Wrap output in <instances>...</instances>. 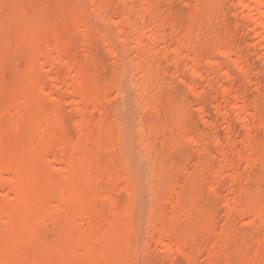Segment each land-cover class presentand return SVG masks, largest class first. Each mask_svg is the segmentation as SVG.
<instances>
[{
  "label": "rangeland",
  "instance_id": "obj_1",
  "mask_svg": "<svg viewBox=\"0 0 264 264\" xmlns=\"http://www.w3.org/2000/svg\"><path fill=\"white\" fill-rule=\"evenodd\" d=\"M241 1L0 0V173L56 210L21 236L0 190V264H264V32Z\"/></svg>",
  "mask_w": 264,
  "mask_h": 264
},
{
  "label": "bare ground",
  "instance_id": "obj_2",
  "mask_svg": "<svg viewBox=\"0 0 264 264\" xmlns=\"http://www.w3.org/2000/svg\"><path fill=\"white\" fill-rule=\"evenodd\" d=\"M264 0H242L240 2V5L242 7V10H245L249 13V20L253 23V25H255V27L259 30V34L260 33H263L264 32ZM254 12V13H252ZM19 16V15H18ZM22 24V23H21ZM21 31V30H20ZM139 32V31H138ZM28 37V36H27ZM50 64H51V61H50ZM123 107V106H122ZM123 117V120L126 121L127 120V117H126V114L122 115ZM126 129V128H125ZM124 135V134H123ZM48 147V146H47ZM47 147L41 145V144H37V145H32L31 147V150L33 151V153L35 154L37 152V154H41V156H38V157H43L45 155H47L49 152L50 149H46ZM129 149V148H128ZM48 152V153H47ZM130 152V151H129ZM52 155V154H51ZM130 155V154H129ZM128 155V156H129ZM37 156V155H36ZM35 156V157H36ZM51 157V156H50ZM37 158V157H36ZM46 158V156L44 157V159ZM49 158V157H48ZM47 158V159H48ZM42 159V158H41ZM133 159V158H132ZM36 161L39 160L38 159H35ZM70 161V160H69ZM63 162V159L62 157L60 156L59 158V164ZM65 162V161H64ZM57 163V162H56ZM66 164V163H64ZM71 165V162L70 164L68 165L70 167ZM74 165V163H73ZM72 165V166H73ZM135 165V164H134ZM44 166V165H43ZM52 166V165H51ZM56 166V165H55ZM61 166V165H60ZM68 167V168H69ZM44 168V167H43ZM67 168V169H68ZM133 168L136 169V167L133 166ZM78 169V167L76 168ZM65 170V169H64ZM63 170V173H66V174H71L73 173V169H69V170ZM20 172V170H18ZM51 171H54L56 172V170H51ZM80 171V170H78ZM17 171L15 172H11V173H8L6 175H2L0 173V190L2 191H6L8 192L7 195L9 196V202H11V208L10 210L11 211H14V210H22V211H25L27 214H25L26 216L24 217H20V219L18 220L17 224H16V230L17 232L21 235V236H26L30 233H32L33 231H35L41 224H44L43 222H45V219L49 216H52L51 214L53 213H56L55 211V207L53 208H50V207H47L45 205H43L45 203V198H41L40 195H37L40 196V198H34L32 196L34 195H31L29 192L31 191H28L26 188L27 186V180H25L21 173H19ZM59 172V171H57ZM25 174V173H24ZM138 174V173H137ZM26 175V174H25ZM73 175V174H72ZM30 176V175H29ZM74 176V175H73ZM79 176H81L79 174ZM31 181H33V179H30ZM51 181V180H48V182ZM69 182V181H68ZM32 183V182H31ZM51 183V182H49ZM28 189H31V188H28ZM33 194V193H32ZM56 200V199H55ZM44 201V202H43ZM66 201V200H65ZM57 203V202H56ZM9 204V203H8ZM47 205V203H46ZM53 205V204H51ZM65 207V206H64ZM58 209V208H57ZM69 211V210H68ZM58 213V212H57ZM60 213V211H59ZM65 214V213H64ZM75 214V213H74ZM9 216V214H8ZM21 216V215H20ZM29 216V217H28ZM259 216V215H258ZM260 217V216H259ZM49 220V219H48ZM0 222H3L4 225H9V218H4L3 216H0ZM79 223V222H78ZM83 223V222H82ZM11 224V223H10ZM75 225V224H74ZM42 227V226H40ZM39 227V228H40ZM67 229V228H66ZM72 229V228H71ZM39 230V229H38ZM42 230V229H41ZM80 232V231H79ZM81 233V232H80ZM82 234V233H81ZM77 237V236H76ZM22 238V237H21ZM20 238V239H21ZM74 239V238H73ZM80 240V239H79ZM72 242H69L72 243L70 244L71 246L73 245L74 241L71 240ZM81 242V241H80ZM64 243H67V242H64ZM79 242L75 241L74 245L72 247H70L69 245V248L68 249H71V250H76V246H78ZM83 243V242H82ZM81 243V244H82ZM62 244V242H61ZM80 244V245H81ZM84 244V243H83ZM62 246V245H61ZM60 246V247H61ZM67 245H64L62 248L64 247H68ZM86 246V245H85ZM81 247V246H79ZM165 247V246H164ZM167 247V246H166ZM59 252H61V248H59ZM64 250V249H63ZM88 250V249H87ZM168 250V249H167ZM78 251V249H77ZM84 250L82 249V252ZM166 251V249L164 250ZM59 252L56 251V253L58 254ZM66 252V251H65ZM68 252V250H67ZM74 252V251H73ZM76 252V251H75ZM74 252V253H75ZM87 252V251H86ZM84 252V253H86ZM54 254H56L55 252H53ZM78 254H80L78 252ZM83 254V253H82ZM81 254V255H82ZM87 254V253H86ZM61 255V254H60ZM83 256V255H82ZM85 256V254H84ZM101 259V258H100ZM93 260V259H92ZM98 261V260H97ZM93 262V261H92ZM100 263V262H98Z\"/></svg>",
  "mask_w": 264,
  "mask_h": 264
}]
</instances>
